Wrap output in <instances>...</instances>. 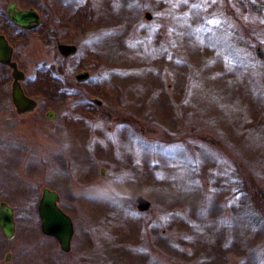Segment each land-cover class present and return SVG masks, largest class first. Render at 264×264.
<instances>
[{
    "label": "rangeland",
    "instance_id": "obj_1",
    "mask_svg": "<svg viewBox=\"0 0 264 264\" xmlns=\"http://www.w3.org/2000/svg\"><path fill=\"white\" fill-rule=\"evenodd\" d=\"M11 2L42 23L14 26ZM0 33L39 132L16 115L0 63V202L17 226L11 240L0 229L1 261L264 264L249 184L264 188V0H0ZM45 187L74 221L68 254L41 230Z\"/></svg>",
    "mask_w": 264,
    "mask_h": 264
},
{
    "label": "water",
    "instance_id": "obj_2",
    "mask_svg": "<svg viewBox=\"0 0 264 264\" xmlns=\"http://www.w3.org/2000/svg\"><path fill=\"white\" fill-rule=\"evenodd\" d=\"M8 12L12 20L25 28H32L39 23V18L36 16L35 10L21 11L16 7L15 3H11ZM147 19H151L150 12L145 14ZM35 22L32 25L30 22ZM58 51L62 56H70L77 51V46L74 44H61L58 45ZM14 57V46L9 45L4 35L0 34V63L9 66L12 70L13 82L11 85L12 101L16 108V112L20 116H24L34 112L38 107V101L28 96L22 86L25 80V72L19 68ZM89 76V72L85 71L76 75L78 81L84 80ZM99 105L101 101L97 98L94 99ZM55 112L49 110L47 117L53 119ZM60 194L45 187L42 190V195L38 204V212L41 219V228L44 234L55 237L61 248L64 251L71 249V241L74 234V223L72 217L63 210L59 205ZM137 208L140 211H146L151 207V202L144 196L139 195L136 199ZM0 228L6 238L12 239L16 233V219L15 209L7 202L0 203Z\"/></svg>",
    "mask_w": 264,
    "mask_h": 264
},
{
    "label": "flooded vegetation",
    "instance_id": "obj_3",
    "mask_svg": "<svg viewBox=\"0 0 264 264\" xmlns=\"http://www.w3.org/2000/svg\"><path fill=\"white\" fill-rule=\"evenodd\" d=\"M11 3H15V4H16V7H17L19 10H21V11H29V10H31V9L35 10V13L37 14L36 16L39 18V23H37V25L34 26V27H32V28H25V27H22V26L16 24V23L12 20L10 14H9V12H8V8H9V6H10ZM11 3L9 4V6H8V8H7V14H8V17H9L10 21L14 24V26L20 28L23 32H24V31H32V30L36 29V28L42 23V20H43V13H42V12H40V11H38V10L32 8V7H29V8H22V7H19L18 4H17L16 2H11ZM42 7L45 8V5L42 4ZM33 23H35V22H34V21H33V22H30L31 25H32ZM0 34H2V35L5 36V38L7 39L8 43H9V45H16V43L12 42L11 39H10L6 34H4V33H0ZM61 44H64V43H60V42L57 43V45H61ZM65 44H73V43H65ZM29 45H34V43H33V42H30ZM74 45H75V44H74ZM5 66H6V65H5ZM7 67H9V66H7ZM9 68H10V67H9ZM19 68H20V67H19ZM10 69H11V68H10ZM25 93H26V92H25ZM11 102H12V106L14 107L15 113H16V115L18 116L19 119L27 118L30 114L33 113V112H31V113L26 114V115H24V116H20V115L16 112V108H15V106H14V104H13V101H12V90H11ZM0 203H1V202H0ZM15 219H16V215H15ZM72 220H73V219H72ZM73 223H74V221H73ZM0 229H1V228H0ZM16 229H17V226H16ZM41 230H42V228H41ZM1 231H2V230H1ZM42 232H43V231H42ZM2 234H3V232H2ZM43 234H44V233H43ZM74 234H75V226H74ZM74 234H73V237H74ZM3 235H4V234H3ZM15 235H16V233H15ZM45 235H46V234H45ZM47 236H49V235H47ZM4 237H5V235H4ZM14 237H15V236H14ZM49 237H52V238H54V239L57 241V243H58V245H59V247H60V249H61L62 252L67 253V254L71 252L73 238H72V241H71V249H70L69 251H64V250L61 248V246H60L58 240H57L55 237H53V236H49ZM5 238H6V237H5ZM6 239H8V238H6ZM12 239H13V238H12ZM8 240H11V239H8ZM12 259H13V258H12V253H11L10 251H8V252L5 254V256H4V262L0 260V264H8V263L10 264V263H12V261H13Z\"/></svg>",
    "mask_w": 264,
    "mask_h": 264
},
{
    "label": "trees",
    "instance_id": "obj_4",
    "mask_svg": "<svg viewBox=\"0 0 264 264\" xmlns=\"http://www.w3.org/2000/svg\"><path fill=\"white\" fill-rule=\"evenodd\" d=\"M22 122H25V127L29 128L32 130L29 131L32 135H37L39 134V132H37L33 129H37V123L34 119L27 117L24 119H20ZM137 119L132 117V116H128L125 115L124 116V121L129 122V123H133L136 122L138 123V121H136ZM39 130V129H38ZM41 131H43V129L40 128ZM221 145V144H220ZM249 184H250V188L252 193L250 192L251 196H252V200L255 203L256 206H258L259 208L264 209V188L261 187L260 185H258V183H256L255 179H253V177H249Z\"/></svg>",
    "mask_w": 264,
    "mask_h": 264
},
{
    "label": "snow or ice",
    "instance_id": "obj_5",
    "mask_svg": "<svg viewBox=\"0 0 264 264\" xmlns=\"http://www.w3.org/2000/svg\"><path fill=\"white\" fill-rule=\"evenodd\" d=\"M212 23H217V21H212Z\"/></svg>",
    "mask_w": 264,
    "mask_h": 264
}]
</instances>
